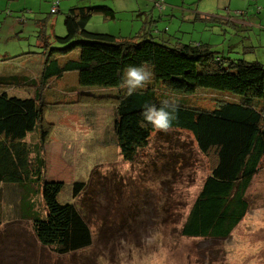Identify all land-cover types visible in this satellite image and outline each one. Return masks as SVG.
I'll use <instances>...</instances> for the list:
<instances>
[{"label": "trees", "instance_id": "trees-1", "mask_svg": "<svg viewBox=\"0 0 264 264\" xmlns=\"http://www.w3.org/2000/svg\"><path fill=\"white\" fill-rule=\"evenodd\" d=\"M57 5L58 2L52 14L58 12ZM153 7L158 9L157 14H145L151 21L166 9L162 0H153ZM118 12L124 11L104 3L74 6L64 13L65 33L61 36L48 31L44 18L35 21L36 43L27 46L38 50L23 54L42 56L39 71L31 77L27 73L0 77V85L20 87L15 90L17 95L0 90V193L8 186L18 189L20 215L30 222L41 245L64 254L91 244L85 214L73 204L57 200L63 184L44 178L42 157L46 132L42 129L43 109L53 104V100L43 99V93L53 81L75 73L78 86L69 90L67 96L79 92L77 100L66 103L113 104V130L124 161H133L157 132L146 122L142 126L145 107L159 108L165 101L169 110L175 109L176 118L169 130L189 133L204 155L214 152L216 163L204 179L180 234L225 240L247 214V191L264 162V64L246 60L251 52L243 42L248 38L247 31L236 30V21L229 14L220 18L221 22L212 13L193 16V21L200 23L192 28L202 33L208 27L203 22L218 23L219 32L213 30L212 34L221 35V42L203 38L185 42L169 34L167 28L161 31L144 25L127 35L88 29L93 16L113 20ZM234 37L238 40L233 41ZM21 55H4L0 60ZM142 65L152 71V79L129 94L123 86L126 69ZM95 89L110 93H87ZM203 89L222 91L218 96L212 92L214 108L199 107L192 101L191 96ZM57 100L56 104L61 105L63 99ZM81 184H73L74 193L82 188Z\"/></svg>", "mask_w": 264, "mask_h": 264}, {"label": "rangeland", "instance_id": "rangeland-1", "mask_svg": "<svg viewBox=\"0 0 264 264\" xmlns=\"http://www.w3.org/2000/svg\"><path fill=\"white\" fill-rule=\"evenodd\" d=\"M74 1L59 0V4L66 7ZM112 1L115 8L124 12L116 13L113 20L93 16L87 26L89 30L134 34L144 25L161 31L167 28L169 34L185 42L197 38L224 40L221 35L212 34L219 29L218 23L203 22L208 27L202 33L192 28L200 21H193L192 16L181 17L187 8L193 9V15L226 13L227 2L218 6L215 0H162L166 8L167 5L179 8L173 17L167 15V11L173 10L171 7L164 9L152 22L145 14L158 13L153 0ZM56 2L0 0V45L7 47H0V59L4 55L7 58L38 50L27 46L36 43V20L44 18L49 32L52 30L59 36L65 33L64 14L50 12ZM240 3L232 1V5ZM19 5L28 9H22L26 13L16 9ZM247 54L246 60L259 61L258 57L264 63V47ZM41 61L40 54L0 60V77L16 73L31 77L39 71ZM64 77L53 81L43 93L46 102L53 100V104L43 109L42 117V129L46 131L42 151L44 178L63 184L57 197L60 203L73 204L85 214L92 234L91 244L64 254L41 245L30 222L20 215L18 189L8 186L0 193V264H264V162L247 191L248 212L227 239L214 241L182 236L181 226L216 163L214 152L202 154L187 132L157 131L133 161H124L113 130L114 105L93 101L91 104L89 101L66 103L76 101L79 92L68 98V91L78 86L77 77L75 73ZM10 87L0 85V90L17 95L15 90L20 87ZM212 92L217 96L223 94L203 89L191 96L192 101L199 107L214 108ZM87 93L107 95L110 90L95 89ZM57 99H63L61 105L56 104ZM76 182L82 183V188L74 193ZM39 197V208L43 211Z\"/></svg>", "mask_w": 264, "mask_h": 264}, {"label": "crops", "instance_id": "crops-1", "mask_svg": "<svg viewBox=\"0 0 264 264\" xmlns=\"http://www.w3.org/2000/svg\"><path fill=\"white\" fill-rule=\"evenodd\" d=\"M215 1H216V4H218V6L222 3H225V2H227L226 4L228 5L226 13L220 14L217 11L212 12V16L218 17V20H219L218 22H221L220 18H224L227 14H229L236 21V26H238V27H235L236 30L242 29L244 31H247L248 38L246 40L243 39V42L246 43L245 45L247 47H250L252 53L255 52V49L257 47H259V46L264 47V40H263V38H264V0H235V1L241 2L239 6L232 5L233 0H215ZM96 3L110 4L111 6H113L115 8V6H114L115 2L112 0H75L72 4H70L69 6H66V7H60L59 0H58V5H57L58 8L57 9H58L59 13L64 14L70 8H72L74 6L91 5V4H96ZM231 5L234 8H231ZM168 7H171L173 10L170 13H168V11H167V15L169 14L170 17H173L174 14L177 12V8H179V6H168L167 5V8ZM167 8H166V10H167ZM16 9H18L19 11H24V12L26 10H28L27 8H22L21 5L17 6ZM22 9H26V10H22ZM115 9L118 10L117 8H115ZM218 9H220V7ZM191 10H193V9L187 8L182 17L184 19H188L191 16L193 17L195 14L193 15ZM241 12H243V13L241 14ZM182 14H180V16ZM197 14L199 16L209 15V14H203V13H197ZM152 22H154V21H152ZM197 23L199 24L200 22H197ZM217 32H219V30H217ZM127 33H129V32H127ZM127 33H125V34L122 33V35H127ZM252 34H254V35L252 36ZM233 39H238V38L234 37ZM231 40H232V37H231ZM257 59H259V62L262 61L258 57H257ZM256 61H258V60H256ZM262 64H264V63H262Z\"/></svg>", "mask_w": 264, "mask_h": 264}, {"label": "clouds", "instance_id": "clouds-1", "mask_svg": "<svg viewBox=\"0 0 264 264\" xmlns=\"http://www.w3.org/2000/svg\"><path fill=\"white\" fill-rule=\"evenodd\" d=\"M153 73L146 66H129L126 69L125 77L123 78V86L128 89V93L137 89H142L152 79ZM167 101L164 102L162 107L157 108L155 105H148L145 107L142 116V126L151 124L152 127L157 131L166 132L171 126L175 117V109L171 108ZM146 122V124L144 123Z\"/></svg>", "mask_w": 264, "mask_h": 264}, {"label": "built area", "instance_id": "built-area-1", "mask_svg": "<svg viewBox=\"0 0 264 264\" xmlns=\"http://www.w3.org/2000/svg\"><path fill=\"white\" fill-rule=\"evenodd\" d=\"M56 4H57V2L54 3L53 7H51V9H50L51 13H54L56 11Z\"/></svg>", "mask_w": 264, "mask_h": 264}]
</instances>
